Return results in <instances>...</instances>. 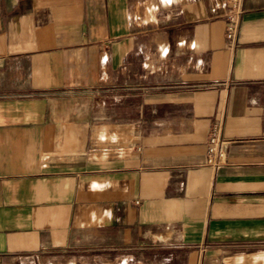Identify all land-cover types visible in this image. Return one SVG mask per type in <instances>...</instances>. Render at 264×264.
Segmentation results:
<instances>
[{
  "label": "crops",
  "instance_id": "0c3cea01",
  "mask_svg": "<svg viewBox=\"0 0 264 264\" xmlns=\"http://www.w3.org/2000/svg\"><path fill=\"white\" fill-rule=\"evenodd\" d=\"M241 9L232 41L229 0H0V264H264V0Z\"/></svg>",
  "mask_w": 264,
  "mask_h": 264
},
{
  "label": "built area",
  "instance_id": "2783aa9c",
  "mask_svg": "<svg viewBox=\"0 0 264 264\" xmlns=\"http://www.w3.org/2000/svg\"><path fill=\"white\" fill-rule=\"evenodd\" d=\"M242 0H229V14L226 37L235 40L239 32ZM221 123L213 124L209 129V143L206 152V165L216 171L227 163L226 146L221 137Z\"/></svg>",
  "mask_w": 264,
  "mask_h": 264
}]
</instances>
